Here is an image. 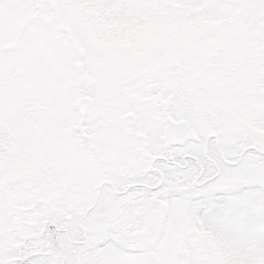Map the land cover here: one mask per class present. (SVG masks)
I'll return each instance as SVG.
<instances>
[{
  "label": "snow or ice",
  "instance_id": "obj_1",
  "mask_svg": "<svg viewBox=\"0 0 264 264\" xmlns=\"http://www.w3.org/2000/svg\"><path fill=\"white\" fill-rule=\"evenodd\" d=\"M0 264H264V0H0Z\"/></svg>",
  "mask_w": 264,
  "mask_h": 264
}]
</instances>
